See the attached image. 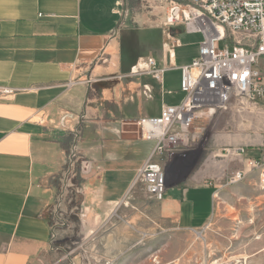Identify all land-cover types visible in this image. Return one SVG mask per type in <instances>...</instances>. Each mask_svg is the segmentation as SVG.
I'll list each match as a JSON object with an SVG mask.
<instances>
[{
    "label": "crops",
    "instance_id": "0c3cea01",
    "mask_svg": "<svg viewBox=\"0 0 264 264\" xmlns=\"http://www.w3.org/2000/svg\"><path fill=\"white\" fill-rule=\"evenodd\" d=\"M131 3L0 0V264H55L63 218L74 215L88 230L132 193L154 148L136 122L184 100L175 97L180 68L203 37L163 27L167 7L135 13ZM149 59L161 79L143 70ZM153 101L161 104L157 116L145 107ZM164 165L162 219L177 233L204 229L230 163Z\"/></svg>",
    "mask_w": 264,
    "mask_h": 264
},
{
    "label": "rangeland",
    "instance_id": "374dc122",
    "mask_svg": "<svg viewBox=\"0 0 264 264\" xmlns=\"http://www.w3.org/2000/svg\"><path fill=\"white\" fill-rule=\"evenodd\" d=\"M131 2L135 13L144 10L159 13L167 7L166 0ZM165 80L169 89L179 86L172 71ZM175 97L179 103L184 94ZM160 105L159 101H153L145 107L150 115L157 116ZM190 133L193 141L185 157L176 156L168 164L180 159L191 168L193 163L214 157L230 163L231 167V172L226 170L227 174L218 182L215 212L204 229L177 233L171 223L162 219L159 202L151 200L139 184L124 202L107 207L102 219L95 222L93 218L88 230L80 228L74 215L70 221L64 216V223H59L62 227L55 231V264H210L219 259L264 264V166L250 171L246 164L247 159L259 156L257 150L264 134V103L233 100L227 109L196 120ZM237 148L245 149L248 154L224 152ZM243 162L248 169L245 178L231 184L230 177L244 172L240 171Z\"/></svg>",
    "mask_w": 264,
    "mask_h": 264
},
{
    "label": "built area",
    "instance_id": "2783aa9c",
    "mask_svg": "<svg viewBox=\"0 0 264 264\" xmlns=\"http://www.w3.org/2000/svg\"><path fill=\"white\" fill-rule=\"evenodd\" d=\"M166 2L168 14L163 27L181 25L187 33L202 34L203 41L198 55L180 68L184 100L177 106L165 107L158 117H142L136 122L140 137L153 142L154 148L139 169L131 192L141 184L148 197L159 203L167 191L164 163L176 156L185 157L193 141L190 131L196 120L227 109L233 100L264 103V0ZM144 66L142 69L152 77L161 79L162 71L154 59ZM85 84L91 87L92 81L88 79ZM257 151L258 157L246 160L250 171L264 166V134ZM224 152L248 154L243 148ZM245 176L246 172H237L229 182L236 184ZM210 264L244 263L219 259Z\"/></svg>",
    "mask_w": 264,
    "mask_h": 264
}]
</instances>
